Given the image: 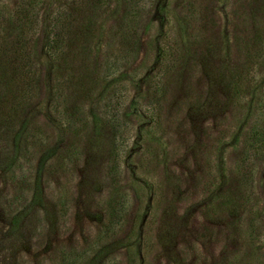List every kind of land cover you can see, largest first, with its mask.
Wrapping results in <instances>:
<instances>
[{
	"label": "rangeland",
	"instance_id": "374dc122",
	"mask_svg": "<svg viewBox=\"0 0 264 264\" xmlns=\"http://www.w3.org/2000/svg\"><path fill=\"white\" fill-rule=\"evenodd\" d=\"M21 1L0 0V264H264V0H23L19 33Z\"/></svg>",
	"mask_w": 264,
	"mask_h": 264
},
{
	"label": "trees",
	"instance_id": "16d2710c",
	"mask_svg": "<svg viewBox=\"0 0 264 264\" xmlns=\"http://www.w3.org/2000/svg\"><path fill=\"white\" fill-rule=\"evenodd\" d=\"M24 4H25V6L27 7H30L31 6V4L28 2L27 4L25 3V1H24V3H23V0L19 3L18 2V4L15 6V8H14V14H15V19H14V21L16 20L17 21V27H18V31H19V33H23L24 31H26V29L24 30V28L25 27H27L28 26V24H29V22H28V15H27V11H26V8L24 7ZM31 8V7H30ZM29 8V9H30ZM63 10V9H62ZM32 12V11H31ZM61 15L59 14V13H56V14H54V16L53 17H51L50 18V25H51V27L52 28H54V27H58L59 25H61L62 24V20L65 18V17H60ZM33 21V20H32ZM2 22V21H1ZM28 23V24H27ZM1 24V23H0ZM129 24V23H128ZM125 26V28H127L128 26H127V24H125L124 25ZM123 26V27H124ZM127 26V27H126ZM55 33V32H54ZM18 36V35H17ZM18 38H19V36H18ZM51 41H49V45L51 46V44H52V39H50ZM49 51V48H47V52ZM48 54H50L49 52H48ZM160 71H158V73H159ZM158 73H156L157 74V76H158ZM158 77L157 78H155V79H153V80H151V82L148 84V90H149V92L151 93V94H153V93H157V91H158V88H160V86L158 85L159 84V81H158ZM109 82H111V80L109 81ZM30 83V84H29ZM31 83H32V80H30V81H28V82H26L25 81V83H23L20 87H19V89L22 91V90H25V89H27L28 87L30 88V86H31ZM57 88V87H56ZM55 99L57 100V97H55ZM58 103H60V101H58V102H56V104H58ZM150 103H151V101H150ZM63 120H65V121H67L69 124H71V123H73L74 122V120L73 119H71L69 116H67V115H64L63 116V118H62ZM67 123V124H68ZM264 131V130H263ZM263 131H257V129L255 128V127H251V129L250 130H248V133H247V140H248V145L249 146H251L252 145V143H254L255 141L257 142V143H259L260 145L261 144H263L264 143V133H262ZM259 136L261 137V139H263V140H261L260 141V138H259Z\"/></svg>",
	"mask_w": 264,
	"mask_h": 264
}]
</instances>
